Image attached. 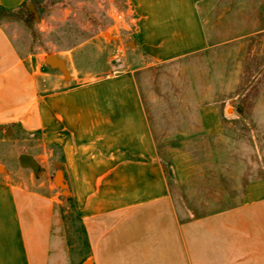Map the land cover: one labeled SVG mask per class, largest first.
<instances>
[{"label": "crops", "instance_id": "crops-1", "mask_svg": "<svg viewBox=\"0 0 264 264\" xmlns=\"http://www.w3.org/2000/svg\"><path fill=\"white\" fill-rule=\"evenodd\" d=\"M125 4L139 58L87 81L20 52L0 21V129L50 152L0 173V264L69 256L58 167L81 264H264V87L243 115L233 104L264 0Z\"/></svg>", "mask_w": 264, "mask_h": 264}, {"label": "rangeland", "instance_id": "rangeland-1", "mask_svg": "<svg viewBox=\"0 0 264 264\" xmlns=\"http://www.w3.org/2000/svg\"><path fill=\"white\" fill-rule=\"evenodd\" d=\"M126 8L125 0H28L22 12L23 18H8L9 31L20 52L39 55L42 61L49 54H57L68 60L66 65L70 72L80 81H87L125 70L130 62L139 58L132 52V31ZM26 10L33 14L29 23L24 20ZM263 87L264 30L250 41L240 89L233 100L234 107L250 111ZM234 123L239 128L244 127V119H235ZM19 151H40L45 156L50 153L49 147L37 136L19 130L6 132L0 129V173L18 167L16 155ZM59 154L58 149H53L54 156ZM57 191L62 200L64 235L69 247V256L60 264H81L86 254L82 245L81 222L70 198H67L69 190L63 192L58 188ZM59 239L55 236L54 243ZM60 253L64 251L52 254L51 262H47V253L46 262L42 263L57 264L53 259L61 256Z\"/></svg>", "mask_w": 264, "mask_h": 264}, {"label": "water", "instance_id": "water-1", "mask_svg": "<svg viewBox=\"0 0 264 264\" xmlns=\"http://www.w3.org/2000/svg\"><path fill=\"white\" fill-rule=\"evenodd\" d=\"M45 62L46 64H48L50 67L55 68V69H59L65 76V78H70V71L66 65V62L63 58H61L60 56H58L57 54H49L46 58H45ZM19 161L21 163L22 166L25 167H31L33 169H37L38 165L37 162L32 158V156L28 155V154H21L19 156ZM59 173L62 174L61 170L57 171L56 174V183L59 185L60 188L63 189L64 192H66L65 190L67 189V185L66 183L63 181V178L61 176V178H58ZM90 262L87 261L84 264H89Z\"/></svg>", "mask_w": 264, "mask_h": 264}, {"label": "trees", "instance_id": "trees-1", "mask_svg": "<svg viewBox=\"0 0 264 264\" xmlns=\"http://www.w3.org/2000/svg\"><path fill=\"white\" fill-rule=\"evenodd\" d=\"M25 8H26V4L23 5L22 7L18 8V9H15V10H7V9L2 8L0 6V20L8 19V18H10V19L23 18L22 12L25 10ZM32 18H33L32 12L26 10V17H24L25 22H27V23L31 22ZM239 113H240V115H243L244 110L242 108H240Z\"/></svg>", "mask_w": 264, "mask_h": 264}, {"label": "bare ground", "instance_id": "bare-ground-1", "mask_svg": "<svg viewBox=\"0 0 264 264\" xmlns=\"http://www.w3.org/2000/svg\"><path fill=\"white\" fill-rule=\"evenodd\" d=\"M61 177V173H59V175H58V178H60ZM90 264V263H89Z\"/></svg>", "mask_w": 264, "mask_h": 264}]
</instances>
